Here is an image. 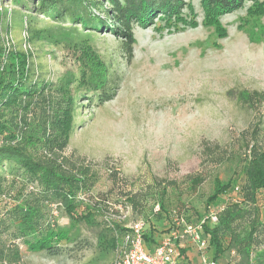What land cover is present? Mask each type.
Returning a JSON list of instances; mask_svg holds the SVG:
<instances>
[{
	"label": "rangeland",
	"instance_id": "rangeland-1",
	"mask_svg": "<svg viewBox=\"0 0 264 264\" xmlns=\"http://www.w3.org/2000/svg\"><path fill=\"white\" fill-rule=\"evenodd\" d=\"M184 1L181 21L168 23L161 18L144 28L134 27L133 59L127 64L115 37L72 26L68 20H46L33 13L31 3L24 8L0 0V14L7 11L0 18V44L23 50L26 45L34 75L54 84L67 74L78 79L81 69L87 81L100 78L103 67L109 70L115 97L100 108H93V100L77 101L83 106L78 104L66 155L94 164L99 171L94 193L111 187L110 171L119 173L133 194L144 197L140 200L146 207L144 219L149 218L153 195L159 197L162 191L164 206L183 204L197 218L211 212L219 219L223 210L235 204L246 209L242 193L235 192L243 185L245 138L260 120L264 132V102L253 110L238 98L243 92L264 93V2L246 3L209 24L200 0ZM85 46L92 49L99 67L89 58L86 67L81 65L76 48ZM2 176L0 242L18 248V264L112 263L113 252L100 246L111 236L93 213L88 224L79 219L70 224L62 212L52 211L57 228L74 238L60 245L63 251L58 256L28 250L21 238L14 239L16 225L7 218L11 211L7 203L23 193L24 181L6 173ZM194 178L202 183L192 189ZM215 183H230V189L206 208ZM258 199V221L264 227V194ZM85 213L81 208L76 216ZM246 229L245 220L231 247L232 264L246 263L238 251ZM260 239L249 250L251 264H264V230ZM222 242L226 254L232 240L226 235Z\"/></svg>",
	"mask_w": 264,
	"mask_h": 264
},
{
	"label": "trees",
	"instance_id": "trees-1",
	"mask_svg": "<svg viewBox=\"0 0 264 264\" xmlns=\"http://www.w3.org/2000/svg\"><path fill=\"white\" fill-rule=\"evenodd\" d=\"M264 2V0H261ZM23 5L31 3L34 14L51 22L68 20L72 26L78 25L90 31H103L115 37L121 46L123 57L129 64L133 59L135 39L134 27L144 28L155 19L164 18L168 23L181 21L184 0H11ZM259 0H200L209 24L216 23L221 16L242 9L246 3L256 4ZM6 9L0 18L6 17ZM32 40V39H30ZM27 42V40H25ZM54 44H59L53 41ZM69 42L67 45L69 46ZM80 48V47H79ZM76 48L80 52L81 65L85 59L90 64L100 66L94 59L95 54L88 47ZM30 54L26 49L14 45L0 44V185L4 181L3 173L23 179V193L14 202L7 203L11 211L7 218L16 225L14 239L21 238L28 250L46 252L49 256H58L63 251L60 245L70 243L74 238L68 231L57 228L52 211L62 212L69 223L76 219L90 223V214L100 217L111 238L103 240V251L113 252L117 239L124 231L118 217L116 206L123 210L129 208L131 221L143 219L146 207L140 201L141 195L133 194L128 182L116 171H110L111 187L102 193H94L99 171L94 164L82 157L66 155L69 136L74 130V117L78 109V100L94 101L93 108H100L113 100L116 88L111 86L110 73L106 67L98 79L87 81L81 69L77 79L71 74L59 78L54 84L34 75L29 67ZM95 65V66H96ZM83 92V93H82ZM91 98V99H90ZM239 101L249 109L259 107L264 102V93L243 92ZM80 105V104H79ZM83 105H80L82 108ZM264 114L262 115V117ZM242 158V187H236L237 194L242 193L243 209L235 204L227 207L219 216V222L213 229L205 228L209 235L213 260L217 264L235 263L230 255L237 230L242 222H248L245 240L239 243L238 251L249 263V250L260 244V233L264 227L258 221V195L264 194V132L261 120L258 121L245 138ZM202 183L201 178L191 180L194 189ZM230 183H215L213 194L206 200V208L219 196L225 195ZM149 208V218L145 220V240L149 250L155 245V233L161 232L164 220L173 214L185 211L187 219L196 220L192 211L183 204L173 208L163 205L164 192H160ZM82 198V199H81ZM159 203L161 212L152 213L153 204ZM86 211L84 216H76L79 209ZM160 224L161 229L155 228ZM3 223L1 222L0 225ZM241 226V227H240ZM116 234V237H115ZM229 235L232 240L230 249L223 246L222 237ZM102 239V238H101ZM253 248V249H252ZM229 258V259H227ZM18 248L14 244L0 242V261L5 264H18ZM226 260V261H225ZM113 261V260H112ZM226 262V263H225ZM112 264V263H111Z\"/></svg>",
	"mask_w": 264,
	"mask_h": 264
},
{
	"label": "built area",
	"instance_id": "built-area-1",
	"mask_svg": "<svg viewBox=\"0 0 264 264\" xmlns=\"http://www.w3.org/2000/svg\"><path fill=\"white\" fill-rule=\"evenodd\" d=\"M115 209L118 212L115 219L123 224L124 231L116 238L112 264H217L213 260L209 235L204 232L205 228L211 230L218 225L215 213L209 212L196 220L185 218V211L179 215L171 213L173 216L164 220L162 231L155 233V245L149 250L145 240V220L133 222L129 219V208L123 210L116 206ZM160 212L159 203H154L152 213Z\"/></svg>",
	"mask_w": 264,
	"mask_h": 264
}]
</instances>
